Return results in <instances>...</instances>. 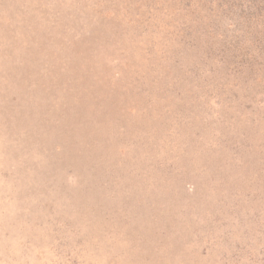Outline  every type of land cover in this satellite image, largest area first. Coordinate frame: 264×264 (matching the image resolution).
<instances>
[{"label":"rangeland","instance_id":"374dc122","mask_svg":"<svg viewBox=\"0 0 264 264\" xmlns=\"http://www.w3.org/2000/svg\"><path fill=\"white\" fill-rule=\"evenodd\" d=\"M0 264H264V0H0Z\"/></svg>","mask_w":264,"mask_h":264}]
</instances>
